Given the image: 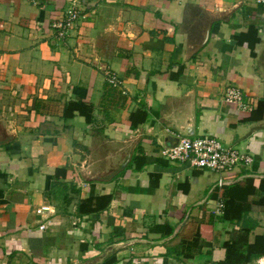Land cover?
Listing matches in <instances>:
<instances>
[{
  "label": "crops",
  "instance_id": "1",
  "mask_svg": "<svg viewBox=\"0 0 264 264\" xmlns=\"http://www.w3.org/2000/svg\"><path fill=\"white\" fill-rule=\"evenodd\" d=\"M77 2L61 41L69 0H0V264H264V6ZM186 132L252 162L218 188L161 155Z\"/></svg>",
  "mask_w": 264,
  "mask_h": 264
},
{
  "label": "built area",
  "instance_id": "2",
  "mask_svg": "<svg viewBox=\"0 0 264 264\" xmlns=\"http://www.w3.org/2000/svg\"><path fill=\"white\" fill-rule=\"evenodd\" d=\"M39 0H29L36 4ZM257 5L264 6V0H253ZM77 0H69V6L61 20L52 23L53 36L57 40H65L79 19L85 17ZM106 82L113 87L119 85L114 74H108ZM221 101L232 105L236 110L248 113L254 108V100L246 96L237 86L228 85L223 89ZM163 158L170 162L186 164L192 170L209 171L224 174L216 182V187L221 188L234 182L230 173L237 166H248L252 158L235 148L225 147L218 139L211 136L198 138L177 137L176 143L161 150ZM223 202L219 201L214 210L215 215L221 214ZM43 227V226H41Z\"/></svg>",
  "mask_w": 264,
  "mask_h": 264
},
{
  "label": "trees",
  "instance_id": "3",
  "mask_svg": "<svg viewBox=\"0 0 264 264\" xmlns=\"http://www.w3.org/2000/svg\"><path fill=\"white\" fill-rule=\"evenodd\" d=\"M115 89H116V87H113L112 85H110L106 82L103 98L106 99V98H108V96H110V97H113V95L116 96V90ZM85 107L86 108L88 107L91 110L90 106H85L84 104H81V103L74 105V109L81 110V112H82L83 108H85ZM256 111L260 114V116L262 115V111H263V102L262 101H259L257 103ZM82 113H84V112H82ZM142 121H145L144 115L142 117Z\"/></svg>",
  "mask_w": 264,
  "mask_h": 264
},
{
  "label": "water",
  "instance_id": "4",
  "mask_svg": "<svg viewBox=\"0 0 264 264\" xmlns=\"http://www.w3.org/2000/svg\"><path fill=\"white\" fill-rule=\"evenodd\" d=\"M191 136H192V134H189L188 132H186L185 135L182 137H191Z\"/></svg>",
  "mask_w": 264,
  "mask_h": 264
}]
</instances>
